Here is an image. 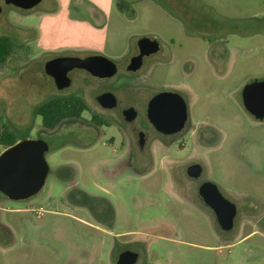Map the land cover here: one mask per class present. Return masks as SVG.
I'll use <instances>...</instances> for the list:
<instances>
[{"label": "rangeland", "instance_id": "374dc122", "mask_svg": "<svg viewBox=\"0 0 264 264\" xmlns=\"http://www.w3.org/2000/svg\"><path fill=\"white\" fill-rule=\"evenodd\" d=\"M158 1L128 4V16L135 11L134 18L124 16L115 0H40L30 9L4 6L0 34L10 36L13 47L0 64V129L8 126L16 140H45L48 171L39 191L25 199L0 194V222L10 232L0 237V264H64L66 255L81 245L94 249L93 260L81 264H108L106 246H96L101 232L69 216L91 221L65 197L67 184L58 170L66 165L74 167L79 188L110 199L115 228L137 229L160 219L174 223L172 240H153L147 264H264V120L253 118L240 98L247 81L264 78V0ZM211 11L222 18L214 20ZM249 17L253 19L243 20ZM144 34L165 43L174 38L171 57L150 70H119L105 85L84 74L87 103L103 88L137 79L141 85L130 91V103L140 109L163 84L178 87L189 93L188 120L172 136L149 129L145 151L136 154L145 173L126 170L114 176L126 147L119 132L125 123L107 110L111 117L96 115L93 130L43 127L33 112L38 103L51 95L81 92L74 82L62 90L39 85L41 63L44 57L70 51H103L117 61ZM209 47L229 54L226 75L219 76L207 60ZM188 59L196 63L190 72ZM91 113L84 110L81 117L88 119ZM138 118L145 126L141 114ZM201 123L216 127L221 137L210 130L198 139L195 129ZM191 161H199L204 178L235 203L241 225L233 237L223 240L211 218L174 196L172 171L182 176ZM5 230L2 226L1 232ZM10 240L9 247L1 245Z\"/></svg>", "mask_w": 264, "mask_h": 264}, {"label": "flooded vegetation", "instance_id": "af4514ba", "mask_svg": "<svg viewBox=\"0 0 264 264\" xmlns=\"http://www.w3.org/2000/svg\"><path fill=\"white\" fill-rule=\"evenodd\" d=\"M7 5L21 8L19 6L14 5L12 2H7L6 0H0V24H1V15L3 13V8L4 6ZM21 9H30V8H21ZM0 35L8 36L6 34H0ZM141 36H147L151 40L153 39L157 40L158 47L154 52H150L148 54L142 55L141 65L139 66V68H137L136 70H130L127 67L131 57L137 55L140 52V47L137 41ZM141 36H139L134 41L132 47L130 48L129 53L125 55L123 58L118 59L117 61L111 59L103 51H92L86 53L83 52L81 53V51H70L66 53L54 54L52 56L44 57V61H42L41 63L42 70H41V80L38 81L39 85L43 87L44 85L52 84L56 89L62 90L68 87L72 82H74L76 85L75 89L81 92V94L65 93V94H57L51 96H72V95L79 96L83 98V100L86 103V107L84 110H89L90 112H92L88 119L81 117V113L84 110L74 119H68V118L64 119L60 124V127H62L63 130L73 132V130L78 127L84 128L85 130L87 127H89L91 128V130H93V127L97 126L96 124H98V118L96 115L107 114L105 115L106 117L108 116L111 117L110 113L109 114L106 113L107 110H114V113L117 114V116L120 117V120L125 123L124 125H122L124 131H119V132H121L122 135L124 136V138L122 137V139L124 140V144L126 147L123 157H121L120 162L117 166L118 170L114 174V176L117 173L126 170L140 175L141 173H145V170L139 169L138 164H136V160H137L136 154L137 151L139 152L145 151V145L150 141L149 129L152 132H154L155 135L162 137L178 134L179 132L182 131V129H184L188 120V103H189L188 91L184 89H180L178 87L166 86L163 84L162 88L154 92V94H156L158 92L165 90L173 91L178 93L185 102L186 117L183 122V125L177 130L166 132L164 130L158 129L147 116L148 101L154 94L151 95V97L143 104V106L140 109L135 104L130 103L131 102L130 97L131 99L133 98V96H131L130 91L134 89V87L139 88L141 85V83L137 79H134L132 81L131 83L132 85L120 83L115 88L110 86L101 89L95 95L89 96L90 104H88L85 96H88L89 85L87 84L86 81L87 79L84 76V74L86 73L90 74L88 71L78 67L70 68L67 72L68 76L70 77V84L63 88H57L54 82V78L52 77L51 74H49L45 70V62L56 56L71 55V56L85 57L89 55H103L114 62L116 67L115 72L112 75L106 77H98L92 74L90 75L96 78L95 83L97 85L98 84L105 85L106 84L105 82L108 81L107 78L113 76L119 70H124L127 73L136 72L141 67H143V71L150 70L155 65H158V63H164L171 57V46L169 44H173L175 42L174 38H171L169 43H165L161 41L155 34H144ZM8 37L10 38V36ZM206 57L207 60L212 65L214 71L219 76H224L228 73L230 67V57L228 53L223 51L222 52L212 51L211 47H209L206 52ZM188 62L190 64V69L188 70V72L193 71L196 66L195 61L193 59H188ZM83 71L85 73H83ZM252 79H257V78H252ZM252 79H250L246 83L250 82ZM242 88L240 90V98L242 105L244 106L242 100V94H241ZM103 92H111L114 95V103L111 106H107V107L102 106L101 103L99 102L98 96ZM51 96H48L45 99ZM127 108H133L135 112L134 116L131 119H126L125 114L123 112ZM244 108L253 118L257 120H264L255 117V115L252 114L245 106ZM140 114L145 119V122H143L145 126H142L140 123L138 124L139 121L138 119H140L138 117ZM69 122H75L76 124L71 126L68 124ZM111 123L112 122L110 121L106 122V125L111 126L112 125ZM208 131L217 134L216 136L219 138L221 137V132L211 124L201 123L195 129V133L198 139H201L202 135H204ZM192 164H200L201 166L200 171L197 175H193L188 172V166ZM58 173H59V177L63 179L67 184V191L65 193L66 199L71 204H73V206L85 210L84 212L89 216L91 221L71 213H69V216H71L76 221L81 222L84 225L90 226L91 228H93L98 232H101L103 236L99 237V241L97 242L98 245L96 244L95 245L100 247L106 246L108 264H147L151 252L150 247L154 239L156 238L166 239V240L173 239V234H175L176 232V226L174 225L173 222H169V221L167 222L166 220H162V219L158 220L155 224H151L149 226H142L137 229L121 230L115 228L114 221L116 218V213L113 211V205L108 197L104 195L89 194L84 190H82L81 188H79L75 180V169L72 165H66L60 167ZM172 177H173L172 179L173 185L171 188H174L173 190L174 196L183 197L184 199L187 200L189 205H191L192 207L196 206L199 210H201V213L204 217H206L207 219L211 218L213 220L215 229L217 230L218 234L221 236L223 240L233 237V235L237 231H239L241 223H240V216H237L238 214L237 207H236V212L232 217L230 227L224 228L220 224L215 211L204 199V197L199 193L200 184L208 180L203 176V166L199 161L189 162L185 166L182 176H177L175 172L172 171ZM0 194L4 195L5 197H8L2 191H0ZM2 226L3 228H6V230L3 232H1ZM8 233H10L8 227L4 226L0 222V237L4 236L5 234L7 235ZM204 247H209V246L206 245ZM93 254H94V249L92 248V246L88 247L87 245H81L74 250V253L70 252L66 255L64 264H81L83 262L92 261L94 256Z\"/></svg>", "mask_w": 264, "mask_h": 264}, {"label": "water", "instance_id": "95a60500", "mask_svg": "<svg viewBox=\"0 0 264 264\" xmlns=\"http://www.w3.org/2000/svg\"><path fill=\"white\" fill-rule=\"evenodd\" d=\"M21 8H31L40 0H6ZM140 52L132 56L128 69L136 70L141 65L143 54L154 52L158 41L141 36L137 41ZM72 67L82 68L98 77L110 76L115 72L114 62L103 55L56 56L45 62V70L54 78L57 88L70 84L67 72ZM244 106L259 119H264V78L252 79L242 88ZM102 106H111L114 95L103 92L98 96ZM126 119H131L135 112L133 108L124 111ZM147 116L152 123L166 132L179 129L185 120V102L173 91L165 90L154 94L148 101ZM48 145L42 138L20 137L0 151V191L11 199H25L39 191L45 181L48 164L44 152ZM200 164L188 166V172L197 175ZM199 193L215 211L220 224L229 228L236 206L219 191L217 185L209 180L199 186Z\"/></svg>", "mask_w": 264, "mask_h": 264}, {"label": "trees", "instance_id": "16d2710c", "mask_svg": "<svg viewBox=\"0 0 264 264\" xmlns=\"http://www.w3.org/2000/svg\"><path fill=\"white\" fill-rule=\"evenodd\" d=\"M129 1V2H128ZM115 0L118 10L128 18H134L135 11L131 16H128L126 6L129 4L133 7L134 0ZM159 2L158 0H155ZM207 7V6H205ZM211 9V8H210ZM212 10V9H211ZM211 17L216 20L222 17L216 15L215 12L211 11ZM210 17V18H211ZM229 19V18H223ZM251 20L253 18H244L243 20ZM204 35V34H203ZM13 47V41L5 35H0V64L5 61L8 55L11 53ZM86 107V103L83 98L79 96H51L42 102L38 103L34 108L33 112L39 115L41 118V125L45 128L52 129L61 124L64 119L76 118ZM16 141L12 129L4 125L0 129V144L3 146L10 145Z\"/></svg>", "mask_w": 264, "mask_h": 264}, {"label": "crops", "instance_id": "0c3cea01", "mask_svg": "<svg viewBox=\"0 0 264 264\" xmlns=\"http://www.w3.org/2000/svg\"><path fill=\"white\" fill-rule=\"evenodd\" d=\"M1 209V208H0ZM3 209V208H2ZM3 238V237H2ZM5 240V239H4ZM3 247H9V245L13 244V240H10V242L2 241L1 242Z\"/></svg>", "mask_w": 264, "mask_h": 264}, {"label": "built area", "instance_id": "2783aa9c", "mask_svg": "<svg viewBox=\"0 0 264 264\" xmlns=\"http://www.w3.org/2000/svg\"><path fill=\"white\" fill-rule=\"evenodd\" d=\"M39 210V209H38Z\"/></svg>", "mask_w": 264, "mask_h": 264}]
</instances>
